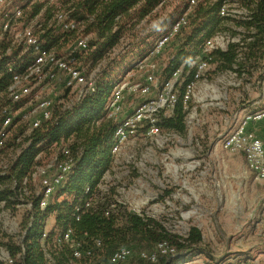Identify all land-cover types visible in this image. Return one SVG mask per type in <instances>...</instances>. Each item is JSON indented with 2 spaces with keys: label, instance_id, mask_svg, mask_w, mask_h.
Returning <instances> with one entry per match:
<instances>
[{
  "label": "trees",
  "instance_id": "obj_1",
  "mask_svg": "<svg viewBox=\"0 0 264 264\" xmlns=\"http://www.w3.org/2000/svg\"><path fill=\"white\" fill-rule=\"evenodd\" d=\"M168 1L65 0L73 18L84 27L81 34H61L55 30L53 13L44 4H35L27 12L26 19L30 21L45 8L38 34L43 48L48 51L71 53L81 35H91L87 50L76 49L71 54L75 65L86 68L88 74L94 70L100 72L95 92L72 109L63 111L60 106H55L51 120L43 122L29 136L17 125L19 119L8 130L5 145L0 148V202L9 205L12 198L28 191L32 204L22 240L24 254L20 245L10 238L6 245L13 264H50L43 246L48 248L53 264H110L111 256L120 248L132 250L131 257L122 264H181L182 257L176 256L203 242L202 232L194 226L180 242L154 219L134 214L121 204L106 216V209L114 201L113 190L105 194L100 189L105 175L114 165L112 146L116 124L106 117L105 107L114 86L122 81L126 72L138 69L136 62L149 57L154 41L174 22L179 8L166 15ZM224 2L229 9L240 13L221 16ZM185 7L187 10L188 4ZM222 32H228L237 41L230 42L226 51L216 50L208 56L203 55L204 43ZM175 36L182 37L158 76L166 82L182 69L185 81L178 84V100L172 114L160 116L158 125L161 129L184 135L190 104V101L184 103V95L186 83L194 80V70L190 68L192 61L208 59L213 74L232 71L241 80L262 78L264 0H198L187 24ZM0 56L1 114L4 107L16 108L7 98L12 80L8 63L12 62L21 71L31 62L32 54H22V49L10 47V41L5 37L0 40ZM64 147L72 151L74 165L64 184L41 210L42 194H37L40 184L37 190L32 175L38 166ZM10 155L15 158L3 168L1 163ZM87 188L89 192H86ZM50 220L53 224L48 228ZM68 230L72 232L71 239L79 242L81 250L89 251L90 255L74 258L73 250L62 239ZM164 242L176 250L175 257L163 255L158 250V245ZM143 252L155 254L156 262L142 259ZM19 254H23L21 259L17 258ZM0 264L5 262L0 259Z\"/></svg>",
  "mask_w": 264,
  "mask_h": 264
},
{
  "label": "rangeland",
  "instance_id": "obj_2",
  "mask_svg": "<svg viewBox=\"0 0 264 264\" xmlns=\"http://www.w3.org/2000/svg\"><path fill=\"white\" fill-rule=\"evenodd\" d=\"M181 4L169 0L164 13L180 10ZM64 5L63 1L47 8L62 10ZM193 9L187 10V17ZM181 37L174 36L161 54L147 60L157 66V74H161ZM146 73L140 69L128 71L122 81L143 83ZM263 77L258 81L241 80L232 71L213 74L210 68L191 94L186 133L160 129L156 135H147L145 127L140 128L124 144L104 177L101 186L113 190L114 200L140 210L180 242L192 226L202 232L201 244L176 256L182 257L181 264H246L264 256V182L245 172L243 154H232L221 147L243 115L264 109ZM54 88L50 83L33 86L31 95L16 109H32L40 99L51 98ZM151 97L153 92L126 96L124 117ZM17 125L28 128L26 121ZM248 129L264 143V120L250 124ZM14 158L6 157L1 166L6 167ZM34 183L38 190V177ZM29 198L26 191L12 198L9 205L0 202V258L9 255V238L17 245L22 243L32 212ZM52 224L50 220L48 228ZM236 255L242 257L231 262Z\"/></svg>",
  "mask_w": 264,
  "mask_h": 264
},
{
  "label": "built area",
  "instance_id": "obj_3",
  "mask_svg": "<svg viewBox=\"0 0 264 264\" xmlns=\"http://www.w3.org/2000/svg\"><path fill=\"white\" fill-rule=\"evenodd\" d=\"M63 1L65 2V0H0V8H2L0 10V40L7 37L10 41V47L22 49V54H32L31 62L21 71L15 68L12 62L8 63V71L12 73L11 84L7 91L8 100H10L12 105H17L31 95L33 86L41 83L55 84V88L51 90L52 97L40 99L28 111L23 112V110L16 109L12 106L4 107L1 110L0 148L5 145L9 133L8 130L16 119L28 123L25 135L29 136L43 122L51 120L55 106H60L63 111L70 110L87 95L93 94L96 90V80L100 70H94L88 74L86 68H79L75 65V59L71 54L76 49L81 51L87 50L89 40L92 37L91 35H81L76 41L75 50L65 55L48 51L42 46L38 32L42 27L45 8ZM180 2L182 3L181 9L178 11L174 22L164 34L160 35L154 41L149 52V57L136 62L138 69L147 71L145 82L130 83L121 81L112 90L111 97L105 107V113L106 117L116 124L112 146L114 162L116 155L123 148L124 144L130 137L135 136L140 128L145 127L147 135L158 134L161 129L158 125L160 116H170L176 106L178 100V84L185 81L183 78V70H177L169 81L162 82L156 71L157 66L146 62L149 58L161 54L166 44L187 24V10L195 7L198 0H184ZM35 4H44L45 8L39 15L29 21L26 19L27 12ZM185 4H188L186 11L184 10ZM52 13V23L54 24L55 30L59 33L81 34L83 32L84 27L82 23L73 18L72 11L68 10L66 5H64L62 10H55ZM237 13L240 12L229 9V6L224 2L220 15L227 17ZM235 41H237L236 38H231L225 32L218 33L204 43L202 53L208 56V54L216 50L226 51L228 44ZM190 68L194 70V80L186 83L184 95L185 104L190 101L191 94L196 85L205 79L211 66L208 63V59H197L190 63ZM60 82L61 84L58 86L57 84ZM261 84L264 89V77ZM65 89L68 92L64 93L63 90ZM152 92L153 97L138 105L132 114L124 117V102L126 96H146ZM263 120L264 109L257 113L243 115L237 128L221 142V147L225 151L231 152L232 154H243L246 161L245 172L253 174L255 180L259 182H264V143L248 127L254 122H261ZM73 165L74 157L72 151L64 147L59 153L36 168L32 178L33 181H36L38 177V183L40 184V192L37 194H42L40 203L41 210L47 207L51 197L64 184ZM52 172L55 173L51 175ZM100 189L105 194L109 193V190H104L102 186H100ZM86 192H89L88 188ZM118 204L126 206L118 200L111 201L106 209L105 215L108 216L111 211L117 208ZM30 207H32L31 203ZM128 209L134 214L143 218L146 217L138 209ZM71 234V230H68L62 239L73 250L74 258L81 259L84 254L87 256L90 255L89 251L84 253L81 250V244L79 242L71 239ZM97 245H100V243L97 242ZM20 247L24 254V246L22 243ZM158 250L161 254L171 257H175L177 254L176 250L166 242L159 244ZM43 251L49 263L53 264L48 248L43 246ZM23 254H19L17 258L21 259ZM131 255L132 250L130 248H120L111 256L110 264H122ZM141 257L142 259L156 262V255L153 253L143 252L141 253ZM0 259L5 264H13V259L10 255ZM238 259L232 258L231 262H238ZM246 264H264V256L259 259L255 258Z\"/></svg>",
  "mask_w": 264,
  "mask_h": 264
},
{
  "label": "crops",
  "instance_id": "obj_4",
  "mask_svg": "<svg viewBox=\"0 0 264 264\" xmlns=\"http://www.w3.org/2000/svg\"><path fill=\"white\" fill-rule=\"evenodd\" d=\"M264 251V248L262 249V252ZM240 257H242V255H236V256H234L233 258H240ZM232 259V258H231Z\"/></svg>",
  "mask_w": 264,
  "mask_h": 264
}]
</instances>
